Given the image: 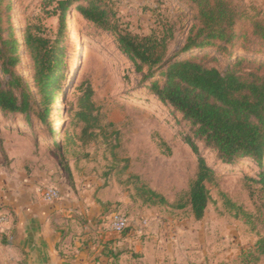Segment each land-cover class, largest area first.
<instances>
[{
  "label": "rangeland",
  "instance_id": "1",
  "mask_svg": "<svg viewBox=\"0 0 264 264\" xmlns=\"http://www.w3.org/2000/svg\"><path fill=\"white\" fill-rule=\"evenodd\" d=\"M48 1L12 0L13 21L19 35L21 28L28 20L33 21V17L40 18L51 32L58 29V17L47 16L45 13V10H52L55 6V2L47 5ZM234 1L241 4L249 17H264V0ZM82 2L79 0L74 3L72 14L67 19L69 29L64 39L66 60L69 63V58L75 55L76 71L69 80L64 79L62 93L57 104L52 106L49 123H42L34 116L37 143L57 144L64 138L63 144L78 146L92 157L95 167L112 187L134 198L138 178V183L156 190L173 204L185 196L190 182L196 176L198 154L187 141L188 137L192 138L198 144L200 153L216 171L214 181L209 183L211 201L204 219L199 221L205 228L209 227V237L205 236V240L217 245L216 250H234L221 264H241L244 252L264 235V184L260 180L264 160L263 164L252 158H243L233 163L220 160L215 150L196 139L191 125L183 119L182 114L164 104L151 91L149 85L154 78H145L148 68L144 67L142 72L136 70L133 62L121 50L117 35L111 30L98 27L78 13L76 6ZM110 2L121 25L127 26L135 34L172 32L169 56L184 46L196 22L197 9L187 0ZM72 15L79 20V46L71 26ZM249 29L250 20L246 18L237 26L240 37L234 45L229 44L227 50L220 49L217 43L184 52L180 57L196 56L204 63L220 69H225L228 64L239 59L248 63L264 61V45L255 37L244 34ZM20 56L21 62L16 69L37 98L33 64L23 46ZM0 74L6 77L1 62ZM88 88L93 92L92 101L97 109L95 114L98 113L101 129H96L99 134L96 141L84 143L79 140L84 123L77 121L75 112L81 109V98ZM15 91L20 94L18 88ZM5 120L17 122L21 128L16 130L19 134L24 133L23 130H32L23 122V115L5 116L0 110V130ZM58 120H62V125H65L66 135H57L55 138L58 132L56 130V134L51 133V124L53 128L57 127ZM8 129L4 130L9 132ZM114 145L116 147L112 149ZM227 200L234 206L231 207ZM160 208L179 220L191 221L192 211L189 206L183 209L171 206ZM110 211L109 218L114 209ZM259 264H264V256Z\"/></svg>",
  "mask_w": 264,
  "mask_h": 264
},
{
  "label": "trees",
  "instance_id": "2",
  "mask_svg": "<svg viewBox=\"0 0 264 264\" xmlns=\"http://www.w3.org/2000/svg\"><path fill=\"white\" fill-rule=\"evenodd\" d=\"M76 1L79 0L48 1L47 5L55 2V6L52 10H45V13L59 19L55 32L47 29L40 18L33 17V21L28 20L21 28L19 35L13 21L12 0H0V62L6 76L0 74V110L5 116L23 115L33 134L38 133L34 128V116L42 123H49L52 106L57 104L62 92L67 68L64 45L69 29L67 19ZM187 1L197 9L196 22L184 46L170 56L172 32L133 33L127 26L121 25L110 0H83L76 9L86 20L117 35L121 50L133 62L136 70L142 72L144 67L148 68L145 78H154L149 85L151 91L164 104L180 112L191 125L196 139L215 150L220 160L233 163L252 158L263 164L264 61L248 63L239 59L220 69L204 63L199 57L183 58L180 55L217 43L220 49L227 50V46L234 45L240 37L237 26L246 18L250 20V29L244 34L255 37L264 45V17H249L241 4L234 0ZM22 46L33 64L37 98L16 69L21 62ZM17 88L20 94L15 91ZM92 95V89L88 88L81 98V109L75 112L77 121L84 123L80 138L85 142L96 141L99 135L96 129H101ZM5 122L7 127L17 123ZM52 125L51 133L56 134L57 127L53 128ZM64 126L61 127L63 137L66 135ZM57 135H54L55 138ZM63 139L56 145L63 143ZM187 141L198 154V164L196 176L185 196L172 204L156 190L138 183V178L135 196L147 205L171 206L175 209L189 206L194 217L200 220L211 201L209 183L214 181L216 171L200 153L198 144L190 137ZM114 147L116 145L112 149ZM261 175L260 180L264 184V170ZM227 203L234 206L228 200ZM242 256L241 264H259L264 256V235Z\"/></svg>",
  "mask_w": 264,
  "mask_h": 264
},
{
  "label": "crops",
  "instance_id": "3",
  "mask_svg": "<svg viewBox=\"0 0 264 264\" xmlns=\"http://www.w3.org/2000/svg\"><path fill=\"white\" fill-rule=\"evenodd\" d=\"M6 124L0 130V214L8 220L0 230V264H221L233 253L206 242L209 227L199 222L205 216L192 214L186 222L160 208L166 206L143 204L109 185L78 146L38 144L28 123L32 130L22 134L17 123ZM43 186L58 188L62 197L45 201ZM112 209L129 217L122 233L109 227Z\"/></svg>",
  "mask_w": 264,
  "mask_h": 264
},
{
  "label": "built area",
  "instance_id": "4",
  "mask_svg": "<svg viewBox=\"0 0 264 264\" xmlns=\"http://www.w3.org/2000/svg\"><path fill=\"white\" fill-rule=\"evenodd\" d=\"M43 199L47 202H55L62 197L61 191L53 186H43L40 190ZM8 220L7 215L0 214V230ZM146 223V220H144ZM109 227L113 232L122 233L129 227L128 216L120 210H115L110 216Z\"/></svg>",
  "mask_w": 264,
  "mask_h": 264
},
{
  "label": "bare ground",
  "instance_id": "5",
  "mask_svg": "<svg viewBox=\"0 0 264 264\" xmlns=\"http://www.w3.org/2000/svg\"><path fill=\"white\" fill-rule=\"evenodd\" d=\"M71 26L74 29V34H75V37L74 38L77 40V44L79 46V40H78V37H77V35H78V32H77L78 21H77V19L75 17H73V23H72ZM76 62H77V58L75 57V55H72L69 58V63L67 61V68H66V71H65V73H66L65 74V78H68V80H69V78H71V75L74 74V72L76 71V66H77V63ZM63 82H64V80H63ZM61 93H60V95H61ZM56 125H57L58 136H61V132H62L61 131L62 120H58L57 123H56Z\"/></svg>",
  "mask_w": 264,
  "mask_h": 264
},
{
  "label": "water",
  "instance_id": "6",
  "mask_svg": "<svg viewBox=\"0 0 264 264\" xmlns=\"http://www.w3.org/2000/svg\"><path fill=\"white\" fill-rule=\"evenodd\" d=\"M39 264H43L42 262H40Z\"/></svg>",
  "mask_w": 264,
  "mask_h": 264
}]
</instances>
